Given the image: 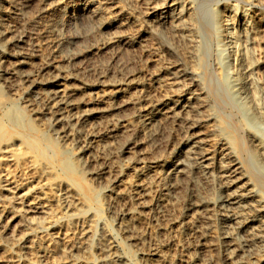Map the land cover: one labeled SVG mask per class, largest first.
<instances>
[{"label":"bare ground","instance_id":"bare-ground-1","mask_svg":"<svg viewBox=\"0 0 264 264\" xmlns=\"http://www.w3.org/2000/svg\"><path fill=\"white\" fill-rule=\"evenodd\" d=\"M259 9L0 0V264H264Z\"/></svg>","mask_w":264,"mask_h":264},{"label":"rangeland","instance_id":"rangeland-1","mask_svg":"<svg viewBox=\"0 0 264 264\" xmlns=\"http://www.w3.org/2000/svg\"><path fill=\"white\" fill-rule=\"evenodd\" d=\"M218 0H214V3L215 2H217ZM220 2L222 3V2H236L239 6H241V7H246V8H250V10H256V9H261L262 10V12L264 13V0H220ZM2 4V3H1ZM259 9V10H260ZM260 10V11H261ZM13 22V23H12ZM12 22H10L11 24H14V25H19V22L17 21V20H12ZM261 57H262V55H261ZM260 57V58H261ZM259 58V59H260ZM261 60H262V58H261ZM263 63L262 62H260V64H258V67L260 68L259 70L260 71H258V73H259V75L261 76L262 75V78H264V74H263V72H264V68H263V66H261ZM261 70H263V71H261ZM214 83H216L215 85H217V82L214 80ZM225 94H221L220 95V97L219 98H217V100H216V105H218V107L220 106V108H218L217 110V112H218V118L220 117L221 118V120L222 121H224L226 124H234V123H238V124H240V125H242L243 124V122H242V116H241V113L237 110V109H235V107H233V105L231 104V102H230V100H229V98H228V96L227 95H225ZM5 96H6V91L3 89V90H0V98H2V99H4L5 98ZM225 98V99H224ZM213 101H214V103H215V100L213 99ZM19 102H21L20 100H19ZM220 104V105H219ZM227 105V106H226ZM231 106V107H230ZM217 107V106H216ZM234 109V110H233ZM221 110V111H220ZM237 111H238V113H237ZM231 112H232V114H231ZM235 112V113H234ZM237 114V115H236ZM225 115V116H224ZM228 117H227V116ZM231 115V116H230ZM237 117V118H236ZM235 118V119H234ZM230 119V120H229ZM241 119V120H240ZM227 120V121H226ZM264 120V119H263ZM263 120H262V122L260 121V124H262L261 125V131H264V123H263ZM230 121V122H229ZM238 121V122H237ZM242 123V124H241ZM246 126V127H245ZM263 126V127H262ZM242 129H241V131H240V133H241V135L242 136H244L245 137V139H247V134H248V131H250L249 130V128H248V125H245V124H243V127H241ZM246 129V130H244V129ZM263 128V129H262ZM247 129H248V131H247ZM244 130V131H243ZM243 156V157H242ZM249 157V155L246 153V152H244V153H242L241 154V156H239L240 157V160H241V162H242V164H243V166H244V168H248V164H249V160H250V158H248ZM245 160V161H244ZM247 165V166H246ZM88 179V178H87ZM87 186H89L90 184H92L90 181H86V183H85ZM106 212V210H103V216L106 218V219H108V213L106 212V214H105V212ZM106 215V216H105ZM113 227H116V226H114L113 225ZM122 232H113V235H114V237L117 239V240H119L118 242H120L121 243V241L123 242V233L121 234ZM122 235V236H121ZM122 238V239H121ZM131 249H132V252H131V254H132V257L135 259V261L137 262V263H139V264H141L140 263V261H139V257L141 256L140 255V251H138V250H135V249H137V247L134 245V246H131L130 247ZM134 248V249H133ZM95 251V250H94ZM134 251H135V253H134ZM96 252V251H95ZM95 252H93V253H95ZM134 253V254H133ZM136 254H137V256H136ZM138 260H137V259Z\"/></svg>","mask_w":264,"mask_h":264}]
</instances>
